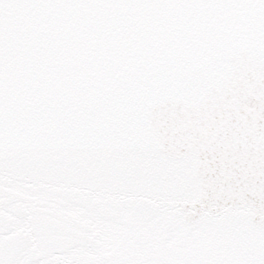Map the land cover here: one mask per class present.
I'll return each mask as SVG.
<instances>
[{"label": "snow or ice", "instance_id": "snow-or-ice-1", "mask_svg": "<svg viewBox=\"0 0 264 264\" xmlns=\"http://www.w3.org/2000/svg\"><path fill=\"white\" fill-rule=\"evenodd\" d=\"M0 264H264V0H0Z\"/></svg>", "mask_w": 264, "mask_h": 264}]
</instances>
